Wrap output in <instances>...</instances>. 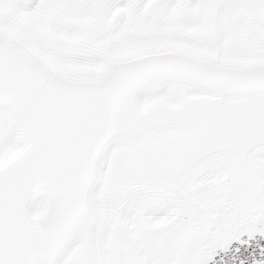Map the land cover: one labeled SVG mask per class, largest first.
Returning a JSON list of instances; mask_svg holds the SVG:
<instances>
[{
    "label": "snow or ice",
    "instance_id": "snow-or-ice-1",
    "mask_svg": "<svg viewBox=\"0 0 264 264\" xmlns=\"http://www.w3.org/2000/svg\"><path fill=\"white\" fill-rule=\"evenodd\" d=\"M0 264H264V0H0Z\"/></svg>",
    "mask_w": 264,
    "mask_h": 264
}]
</instances>
